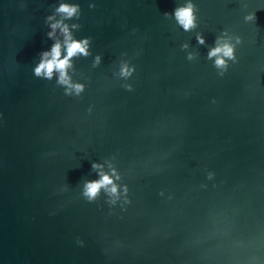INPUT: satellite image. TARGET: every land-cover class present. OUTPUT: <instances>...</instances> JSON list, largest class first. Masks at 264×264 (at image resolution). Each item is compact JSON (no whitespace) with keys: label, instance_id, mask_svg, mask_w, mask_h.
<instances>
[{"label":"water","instance_id":"1","mask_svg":"<svg viewBox=\"0 0 264 264\" xmlns=\"http://www.w3.org/2000/svg\"><path fill=\"white\" fill-rule=\"evenodd\" d=\"M0 264H264V0H0Z\"/></svg>","mask_w":264,"mask_h":264},{"label":"clouds","instance_id":"2","mask_svg":"<svg viewBox=\"0 0 264 264\" xmlns=\"http://www.w3.org/2000/svg\"><path fill=\"white\" fill-rule=\"evenodd\" d=\"M78 10V5L68 3H61L57 8V12L62 13L65 17H72L78 12ZM174 14L178 22L186 30L194 26V6L191 2L183 7L176 9ZM49 19H51V17H49ZM249 19H257V17L255 14H252ZM72 27H75V25H73ZM51 28L53 29V31L49 33V36L54 35L55 30L59 28L63 33V41H56L50 51H45L41 54L42 59L40 63L34 68V73L38 76L43 75L44 77L50 79L55 72L58 74V82L69 84L67 70L71 67V58L76 55L88 54V40L87 38L83 40L75 39L70 32L69 26L62 23L61 21L53 23L51 25ZM202 42L203 40L201 39V43ZM62 51L64 53L63 55ZM221 53L223 56L231 57L233 55V48L228 44H223L213 49L210 54L215 55ZM222 63H224L222 59L217 60V64ZM72 86L75 87L77 91H81L83 89V86L80 84ZM92 167H98V165L93 163ZM109 184H112V181L108 175H102L99 180L88 181L85 184L84 195L87 196L90 200L94 199L99 190ZM110 191L112 193H115L117 191L114 184H112Z\"/></svg>","mask_w":264,"mask_h":264}]
</instances>
